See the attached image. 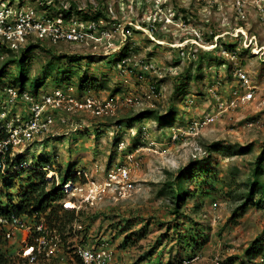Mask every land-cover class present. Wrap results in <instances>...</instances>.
Masks as SVG:
<instances>
[{
    "label": "rangeland",
    "instance_id": "374dc122",
    "mask_svg": "<svg viewBox=\"0 0 264 264\" xmlns=\"http://www.w3.org/2000/svg\"><path fill=\"white\" fill-rule=\"evenodd\" d=\"M74 1L89 3L88 0ZM152 2L146 0L144 10L134 11L127 17L121 15L122 22L137 25L128 26L131 34L125 39L119 28L108 45L104 42L95 46L90 42L56 45L41 42L50 51L37 48L29 54L25 88L43 91L61 83L60 86L70 88L77 97L91 93L103 100L113 96L121 99L129 94L145 98L153 83L158 88L157 96L144 99L142 103L145 108L153 103L160 112L174 110L176 118L172 125L160 128L151 118L118 123L127 114L140 111L120 101L109 115L68 111L63 114L64 122H56L42 141L31 144L25 160L33 164L35 160L32 158L47 155L59 177L69 172L77 180L94 179L100 183L113 165L126 163L130 166V191L120 195L117 190L105 188L104 194L93 205L81 208L79 222L83 232H74V239L83 237L91 244L106 240L114 249H123L120 246L125 237L136 232L127 238L130 241L134 237L136 241L133 240L134 244L125 250L132 263L142 261L141 264H145L144 257L153 254L154 259L171 260L172 263L182 259L186 264H216V261L219 264H256L264 257L263 209L250 205L237 217H233V212L241 204L254 162L264 151L263 15L257 11L256 1L249 2L243 21L236 19L229 5L163 0L150 8ZM258 2L264 9V0ZM153 16L157 20L156 26L143 27ZM181 44L189 47L185 57L177 47ZM229 44L234 45V51L226 54L224 48ZM124 46L127 47L125 50ZM121 52H126L125 57L130 60L126 65L118 66L120 59L124 58ZM67 54H79L84 58L74 66L64 58L58 65H52L48 74H43L42 64L51 55ZM6 57L7 54L0 50V64ZM135 61L153 66L143 79L138 78L136 69L130 71ZM236 69L244 70L255 86L253 97L249 102L234 104L218 113L217 104L207 90L216 85L224 106L233 97L232 91L240 89L234 75ZM21 76L16 62L8 67L0 80L10 83ZM36 78L44 80L43 84L34 86ZM91 79L96 82L88 89L86 80ZM177 87L182 90L177 91ZM207 114L215 115L214 120L202 123ZM195 120L201 124L191 129ZM217 141L236 151L248 145L251 149L236 155L224 151L208 154L205 145ZM128 153L133 154L131 161L126 159ZM206 157L212 168L208 178L199 177L187 182L186 186L194 195L182 206L183 216L172 214L170 199L160 193L163 185L191 161ZM18 172L19 177L12 179L10 192L28 184L26 171L19 169ZM62 193L60 202L76 200L75 196ZM195 206L199 208L197 211ZM190 219L198 224L205 239H198L196 235L199 243L190 249H182L174 224L195 226ZM123 220L135 221V225L130 230H121L119 224ZM167 225L171 226L170 229ZM67 228L64 229L65 235ZM20 245L18 239L7 242L10 264H27L15 253ZM255 246L260 247V254L247 256L246 250ZM57 255L49 262L39 260L34 264H54L56 260L59 264H80L70 254L63 255L61 250H57Z\"/></svg>",
    "mask_w": 264,
    "mask_h": 264
},
{
    "label": "built area",
    "instance_id": "2783aa9c",
    "mask_svg": "<svg viewBox=\"0 0 264 264\" xmlns=\"http://www.w3.org/2000/svg\"><path fill=\"white\" fill-rule=\"evenodd\" d=\"M88 1L89 3L79 4L73 0L77 10L88 14L85 16L75 12L70 14L62 12L70 7L72 2L68 0H0V43L12 51H17L31 43L44 41L52 45L64 42L86 44L90 42L93 46L104 42L108 45L119 28L125 39L131 34L128 26L137 27L133 22H122L121 15L127 17L126 15L133 14L134 11L144 10L143 5L146 3V0H113V3L111 0ZM162 1L153 0L150 8L161 4ZM195 1L206 5H229L239 21L246 18L249 2L256 1L257 11L264 18V9L258 0ZM160 8L161 5L158 10ZM148 21L147 25L142 26L153 28L157 24L154 16ZM182 25H185L184 20H182ZM193 39L195 44H198L197 39ZM177 47H180L179 53L184 55L182 57L188 55V46L181 44ZM224 52L228 53L225 50ZM128 60L130 58L127 57L120 59L118 66L126 65ZM152 68L150 63L142 64L135 61L130 71L136 69L138 78L143 79V76L148 75ZM234 75L238 79L241 91L240 89L233 90V97L224 106L223 97L216 85L207 90L208 95L217 104L216 112L218 113H222L224 109L234 104L249 102L253 97L255 86L251 84L246 72L236 69ZM157 91V86L152 83L149 86L150 93L145 94V98L129 94L121 99L113 96L100 100L91 93H83L77 97L70 88L63 86H54L50 90L29 91L26 88L20 89L6 83L0 84V187L5 177L9 175H13V178L19 177V169L26 171V174L29 172L33 164L25 160L26 151L32 143L42 141L43 137L51 132L56 122H64V113L87 111L101 116L109 115L113 113L119 101L126 106L143 110L146 106L142 100L156 97ZM147 107H153V103L147 104ZM214 118L215 115L207 114L202 123L212 122ZM198 121H193L191 129L201 124ZM132 158V153L126 154L127 160L131 161ZM42 170L45 179L48 180V185L60 183L58 172L55 171L52 163L46 164ZM131 179L130 166L126 163L110 167L102 183L94 179L84 181L71 178L62 183V192L75 196L76 200L59 201V203L63 208L72 210L74 217L77 218L80 217V209L93 205L104 194L105 188L112 191L117 190L120 195L130 191ZM14 198L16 201L17 196L14 195ZM72 226L74 230L82 231L83 229L80 222L75 221ZM16 239L21 245L15 253L19 260L27 264L58 257L56 256L57 250H61L63 255L70 254L78 258L81 264H111L110 260L113 256L111 246L106 240L96 245H87L77 238L64 241L60 232L55 227H51L41 213L33 212L22 215L13 212L0 213V244L8 248L7 242ZM172 264H186V261L182 260ZM216 264L219 262L216 261ZM256 264H264V257L257 260Z\"/></svg>",
    "mask_w": 264,
    "mask_h": 264
},
{
    "label": "trees",
    "instance_id": "16d2710c",
    "mask_svg": "<svg viewBox=\"0 0 264 264\" xmlns=\"http://www.w3.org/2000/svg\"><path fill=\"white\" fill-rule=\"evenodd\" d=\"M62 12L66 14H70L71 12H75L81 15L88 16L86 12H82L75 8V3L72 2L70 7L67 10H62ZM216 44L215 47H217ZM41 48L46 51H50V49L46 48L44 45H41L40 42L31 43L26 45L25 47L17 50V53L14 54L13 51L0 43V50L3 53L7 54V57L3 59L0 64V77H2L7 71L8 67L15 64L16 62L19 64V71L22 73V76L19 79H15L9 82H1L0 84H9L13 86H17L20 89L26 87V82L28 80V68L27 61L31 56L29 55L33 49ZM127 48V47H126ZM125 46L123 49H126ZM226 51L233 52L234 45L229 44L224 48ZM122 53V52H121ZM120 53V54H121ZM126 52H123L121 56L125 57ZM67 58L68 63L72 66L77 65L80 60L84 57L79 54H67L65 55H51L49 59L42 64V68L44 69L43 74H48L49 68L52 65H58L59 62ZM202 56L199 57L201 59ZM200 69V67L198 68ZM70 73H73L72 71ZM88 83V89L94 87L96 80H86ZM44 80H39L36 78L34 80V86H39L43 84ZM56 82H60L56 81ZM61 83H58L60 86ZM57 85V83H56ZM156 85V84H155ZM157 86V85H156ZM182 90L181 87H177V91ZM183 94V92H182ZM143 118H151L158 127H169L172 125L173 121L176 118V112L174 110L167 109L165 112H160L155 107H148L143 110L138 111L136 114H127L125 117L119 119L117 122L123 121H137ZM251 149V145L241 148L240 150H232L222 144V142H212L211 144L205 145V150L209 153L213 151H224L230 155L236 154H244L247 153ZM204 150V151H205ZM209 158H202L201 160H193L186 167L182 168L178 171V173L173 177V179L168 180L161 189L160 193H163L170 199L171 203V213L177 215L178 217L183 216V212H181L182 206L186 203V201L194 195V192H191L186 183L189 181H193L196 178L204 177L208 178L209 173L211 171V166L209 163ZM264 151L262 152V156L257 158L254 162V165L251 169L250 178L247 182V189L244 192V196L241 200V204L237 209H234L233 217L240 216L246 210V208L250 205H254L257 208L263 209L264 212ZM46 164H51L47 155H40L35 159L32 168L27 173L28 184L22 188L19 187L15 192H10L9 188L13 186V175H9L4 178L2 187H0V213L6 214L9 212H13L17 215L22 214H32L33 212L41 213L45 217V221L51 226L55 227L64 241H67L69 238L75 237L74 231L77 233L78 230H74L72 224L76 221H80V217L75 218L73 215V211L69 209H65L62 207L61 203H59V199L63 196L62 193V183L68 181L73 178L69 172L65 175L59 177L60 183L55 185L54 183H50L48 185V180L44 177V171L42 167ZM202 181H207V179H203ZM14 195L17 196L16 201ZM195 211L199 208L198 206L194 207ZM187 217V216H186ZM192 227H183L180 226V223L174 224L175 226V234L176 238L180 239V246L184 249H190L194 245H197L199 242L196 238L198 235L199 238H203L202 230L197 226L192 219H190ZM129 221H125L129 223ZM121 225V230L124 229L125 223L119 224ZM179 225V226H178ZM68 227V228H67ZM144 227V226H143ZM171 226L167 225V228L170 229ZM68 230L66 235L64 234V229ZM85 229V228H84ZM184 232H187L185 235ZM136 232H132L125 237V242H128V237L134 235ZM136 235V234H135ZM131 240H134V237H131ZM81 241V240H80ZM135 241V240H134ZM200 245V244H199ZM8 248L6 245L0 244V264H10L11 258L7 254ZM245 254L247 256H255L260 254V247L255 246L247 249ZM171 264V263H169Z\"/></svg>",
    "mask_w": 264,
    "mask_h": 264
},
{
    "label": "crops",
    "instance_id": "0c3cea01",
    "mask_svg": "<svg viewBox=\"0 0 264 264\" xmlns=\"http://www.w3.org/2000/svg\"><path fill=\"white\" fill-rule=\"evenodd\" d=\"M126 220H123V222L121 223L122 225H123V223H125V227H124V229L125 230H130L132 227H133V225H135V221H131V222H129V223H126L125 222ZM131 231H133V230H131ZM137 231V230H136ZM83 231H79V233L81 234ZM79 234V235H80ZM135 235V234H134ZM133 236V235H132ZM80 240L81 241H83V240H85L83 237H82V239H81V237H80ZM100 241H102V240H98V241H96V243H93V244H91V242L89 241L88 242V240L86 239L85 241H83L84 243H86L87 245H96V244H98ZM136 241V240H135ZM134 241V242H135ZM134 242H132V240H130V241H128V242H125V240L123 241V243L121 244L122 246H120V247H123V249H114L113 247H112V245H111V249H112V251H113V256H112V258H111V260H110V262H111V264H141L142 263V261L141 262H135V263H132L133 262V260L131 259V258H129L128 257V254L125 252V250H128L129 248L127 247V246H129L130 244H134ZM110 245V244H109ZM182 249H184V248H182ZM156 252H158V249L156 250ZM7 254L9 255V252H7ZM67 255H69V254H67ZM154 255L152 254V255H146L145 257H144V259H145V261H146V263L145 264H169V263H172L173 261H168V262H166L165 260H162V259H159V260H157V259H154V257H153ZM73 258H75L76 260H78L79 262H80V260L78 259V258H76V257H73ZM55 260V259H54ZM182 260V259H181ZM180 260V261H181ZM44 261H47V262H49V259L47 260H44ZM57 262L56 263H54V264H59V261L58 260H56ZM175 261V260H174ZM81 264V263H80Z\"/></svg>",
    "mask_w": 264,
    "mask_h": 264
},
{
    "label": "clouds",
    "instance_id": "9594fccd",
    "mask_svg": "<svg viewBox=\"0 0 264 264\" xmlns=\"http://www.w3.org/2000/svg\"><path fill=\"white\" fill-rule=\"evenodd\" d=\"M18 189V187L16 188V190Z\"/></svg>",
    "mask_w": 264,
    "mask_h": 264
},
{
    "label": "bare ground",
    "instance_id": "6f19581e",
    "mask_svg": "<svg viewBox=\"0 0 264 264\" xmlns=\"http://www.w3.org/2000/svg\"><path fill=\"white\" fill-rule=\"evenodd\" d=\"M239 31H241V30H239Z\"/></svg>",
    "mask_w": 264,
    "mask_h": 264
}]
</instances>
